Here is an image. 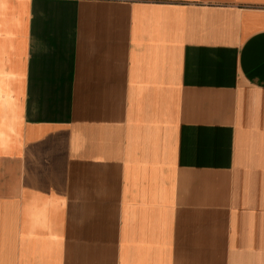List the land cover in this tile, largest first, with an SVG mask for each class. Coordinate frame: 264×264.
<instances>
[{"label":"crops","instance_id":"0c3cea01","mask_svg":"<svg viewBox=\"0 0 264 264\" xmlns=\"http://www.w3.org/2000/svg\"><path fill=\"white\" fill-rule=\"evenodd\" d=\"M0 264H264V0H0Z\"/></svg>","mask_w":264,"mask_h":264}]
</instances>
